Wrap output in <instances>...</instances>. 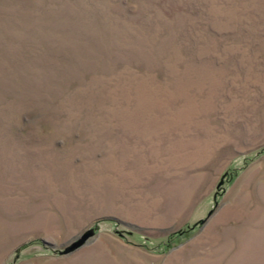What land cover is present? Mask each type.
Listing matches in <instances>:
<instances>
[{"label":"rangeland","instance_id":"1","mask_svg":"<svg viewBox=\"0 0 264 264\" xmlns=\"http://www.w3.org/2000/svg\"><path fill=\"white\" fill-rule=\"evenodd\" d=\"M43 259L264 264V0H0V264Z\"/></svg>","mask_w":264,"mask_h":264},{"label":"water","instance_id":"2","mask_svg":"<svg viewBox=\"0 0 264 264\" xmlns=\"http://www.w3.org/2000/svg\"><path fill=\"white\" fill-rule=\"evenodd\" d=\"M223 183V180L220 181L219 186H221ZM102 219V218H101ZM105 219V218H104ZM100 220V219H99ZM99 220L97 222H99ZM116 220V219H114ZM118 221V220H117ZM96 222V223H97ZM94 235V229L90 228L87 231H85L80 238L76 239L75 241H73L72 243H70L69 245H67L63 251H61V253L67 254L70 253L74 250H76L78 247H80L81 245H83L86 240ZM53 248V245H49V249Z\"/></svg>","mask_w":264,"mask_h":264},{"label":"crops","instance_id":"3","mask_svg":"<svg viewBox=\"0 0 264 264\" xmlns=\"http://www.w3.org/2000/svg\"><path fill=\"white\" fill-rule=\"evenodd\" d=\"M149 165V164H148ZM115 166V165H114ZM113 166V167H114ZM132 166V165H131ZM209 166H211V165H198V168H201L202 170H204V171H206V170H208V168H209ZM213 166V165H212ZM118 170H121L122 168H119V165H117V166H115ZM182 166H180L179 168H181ZM212 169H213V172H212V174H211V176L213 177V179H215L216 177H217V172L215 171V170H218V166L217 165H215L214 166V168L212 167ZM217 179V178H216ZM201 183V182H200ZM200 183H199V185H200ZM101 219V218H100ZM40 259H42V258H40ZM46 261H44V259H43V261H42V263H40V264H48V263H45ZM53 262V261H52ZM100 262V260H98V261H96V263L95 264H101V263H99ZM109 263H113L111 260L109 261Z\"/></svg>","mask_w":264,"mask_h":264},{"label":"flooded vegetation","instance_id":"4","mask_svg":"<svg viewBox=\"0 0 264 264\" xmlns=\"http://www.w3.org/2000/svg\"><path fill=\"white\" fill-rule=\"evenodd\" d=\"M94 229V228H93Z\"/></svg>","mask_w":264,"mask_h":264}]
</instances>
